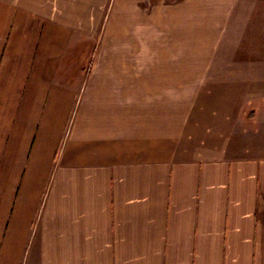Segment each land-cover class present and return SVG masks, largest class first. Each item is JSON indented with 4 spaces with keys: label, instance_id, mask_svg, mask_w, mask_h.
<instances>
[{
    "label": "crops",
    "instance_id": "0c3cea01",
    "mask_svg": "<svg viewBox=\"0 0 264 264\" xmlns=\"http://www.w3.org/2000/svg\"><path fill=\"white\" fill-rule=\"evenodd\" d=\"M235 1L0 0V264H264Z\"/></svg>",
    "mask_w": 264,
    "mask_h": 264
},
{
    "label": "rangeland",
    "instance_id": "374dc122",
    "mask_svg": "<svg viewBox=\"0 0 264 264\" xmlns=\"http://www.w3.org/2000/svg\"><path fill=\"white\" fill-rule=\"evenodd\" d=\"M232 9L226 34L227 44L222 45V51L225 49L226 52L225 59L235 58L242 51L261 52L262 55H255L254 61L214 60L212 67L223 70L240 65L264 80V0H236ZM97 40L100 42L99 34ZM81 64L83 66L84 62Z\"/></svg>",
    "mask_w": 264,
    "mask_h": 264
}]
</instances>
